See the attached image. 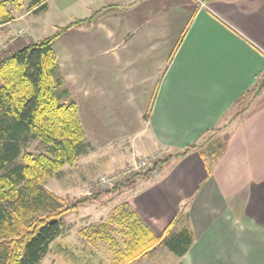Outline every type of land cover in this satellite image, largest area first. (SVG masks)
<instances>
[{
    "label": "crops",
    "instance_id": "1",
    "mask_svg": "<svg viewBox=\"0 0 264 264\" xmlns=\"http://www.w3.org/2000/svg\"><path fill=\"white\" fill-rule=\"evenodd\" d=\"M27 3L7 0L2 40L30 16L53 33L81 21L52 47L91 149L130 142L120 166L220 128L217 159L193 150L127 189L156 236L183 212L172 231L193 240L176 263L264 264V89L236 107L264 75V0H46L38 13Z\"/></svg>",
    "mask_w": 264,
    "mask_h": 264
},
{
    "label": "trees",
    "instance_id": "2",
    "mask_svg": "<svg viewBox=\"0 0 264 264\" xmlns=\"http://www.w3.org/2000/svg\"><path fill=\"white\" fill-rule=\"evenodd\" d=\"M45 1L28 0L27 7L38 13L44 10ZM12 19L7 0H0V27ZM79 23L57 28L49 37L37 41L17 36L0 49V264H40L62 232L61 216L87 200L84 197L67 202L44 185L46 178L53 177L60 167L71 164L87 151L77 107L68 91L62 88L52 47L58 36ZM263 89L264 75H261L237 100V115ZM218 130L213 129L202 137L207 140L208 134ZM35 140L44 147V152L25 151ZM223 147L222 142L211 146L212 157L207 160L217 159ZM199 148L197 142L192 143L182 151L156 160L151 169L140 175L149 176L172 158L183 157ZM202 152L207 158V153ZM130 184L131 178L122 180L111 190L96 193L95 199ZM182 216L183 212L156 236L133 207L123 202L113 208L108 224L101 226L104 231L101 238L114 264H134L160 246L181 258L193 240L187 228L172 231Z\"/></svg>",
    "mask_w": 264,
    "mask_h": 264
},
{
    "label": "rangeland",
    "instance_id": "3",
    "mask_svg": "<svg viewBox=\"0 0 264 264\" xmlns=\"http://www.w3.org/2000/svg\"><path fill=\"white\" fill-rule=\"evenodd\" d=\"M28 20L26 24L16 23L12 25L11 33L7 31L4 35L6 38L3 40L0 37V49L17 36L37 41L52 35L53 28L47 19L41 21L38 25L39 28H35V24H31V16ZM25 26L27 33L21 30L22 33L19 35L16 29ZM220 132L218 130L214 134L210 133L207 140L204 136L197 142L200 146L199 149L207 153L208 158L212 157L210 154L211 146H216L221 142ZM131 146L132 144L129 142L128 144H116L108 146L104 150L95 151L87 145L85 153L79 155L71 164L60 167L53 177L45 179V188L65 201L71 202L84 197L87 200L79 203L75 210H70L61 216L62 232L51 243L48 253L40 264H114L108 246L101 238L104 234L101 226L108 224L113 208L126 202L125 200L130 194L127 189L133 186L136 178L142 177L140 173L146 171L127 172L133 169L134 161L119 166L116 158L119 149L122 148L127 154ZM25 151L38 154L44 152V147L39 144L38 140H35L29 144ZM139 155L136 152L135 156L139 157ZM165 155L159 152L150 155V157L154 156L156 161L165 158ZM143 158L145 157L137 160H143ZM101 177H106L109 183L101 184L99 182ZM129 178H131L132 183L129 187L113 190L102 195L99 199H95L96 193L111 190L116 183ZM116 238L118 237L116 236ZM176 259L164 246H160L148 257L134 264H174Z\"/></svg>",
    "mask_w": 264,
    "mask_h": 264
},
{
    "label": "built area",
    "instance_id": "4",
    "mask_svg": "<svg viewBox=\"0 0 264 264\" xmlns=\"http://www.w3.org/2000/svg\"><path fill=\"white\" fill-rule=\"evenodd\" d=\"M22 31H18V34L21 35ZM154 162H155V157L154 156H147L145 158H143V160H135L134 161V165H133V169L127 171V172H130V171H139V170H149L153 167L154 165ZM99 182L101 184H107L109 183V181L107 180L106 177H101L99 179Z\"/></svg>",
    "mask_w": 264,
    "mask_h": 264
}]
</instances>
